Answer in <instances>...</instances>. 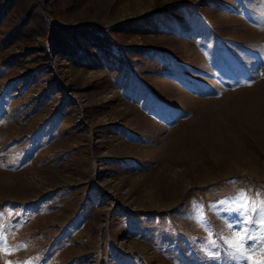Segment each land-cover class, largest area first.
<instances>
[{"label": "rangeland", "instance_id": "obj_1", "mask_svg": "<svg viewBox=\"0 0 264 264\" xmlns=\"http://www.w3.org/2000/svg\"><path fill=\"white\" fill-rule=\"evenodd\" d=\"M70 1L62 22L140 55L0 29V264L264 261V0Z\"/></svg>", "mask_w": 264, "mask_h": 264}, {"label": "trees", "instance_id": "obj_2", "mask_svg": "<svg viewBox=\"0 0 264 264\" xmlns=\"http://www.w3.org/2000/svg\"><path fill=\"white\" fill-rule=\"evenodd\" d=\"M62 1L0 0V29H5L9 41L31 42L36 36L43 37L53 54L75 61L89 60L96 55L104 61L123 66L130 61L131 55H140V48L122 49L115 42L119 33L126 31L120 25L106 29L93 24L77 27L66 25L58 17ZM70 2L72 6L78 1ZM152 21L150 15L144 17L133 24V31L143 34L153 30L150 27Z\"/></svg>", "mask_w": 264, "mask_h": 264}, {"label": "snow or ice", "instance_id": "obj_3", "mask_svg": "<svg viewBox=\"0 0 264 264\" xmlns=\"http://www.w3.org/2000/svg\"><path fill=\"white\" fill-rule=\"evenodd\" d=\"M258 195H259V193H258ZM261 205H262V207L257 214L260 216V219H259L260 226L264 227V201H261ZM239 223L241 225H243V224L249 223V220L247 217H245ZM252 223H256V221H252ZM239 231L243 235H241L240 239L237 240V242H236L238 252L240 251V248L243 247V244L247 243V240H253L254 239L250 235V229H245V228L241 227ZM245 237H247V240H245ZM255 242L258 243L261 247H264V233H262L258 238H255ZM248 247H249V250H251L253 245H249ZM237 258L239 260H242V261H244L246 259L243 254H241ZM9 264H11V262H9ZM25 264H27V262H25ZM258 264H264V261H260V262H258Z\"/></svg>", "mask_w": 264, "mask_h": 264}, {"label": "bare ground", "instance_id": "obj_4", "mask_svg": "<svg viewBox=\"0 0 264 264\" xmlns=\"http://www.w3.org/2000/svg\"><path fill=\"white\" fill-rule=\"evenodd\" d=\"M229 168V167H228Z\"/></svg>", "mask_w": 264, "mask_h": 264}]
</instances>
